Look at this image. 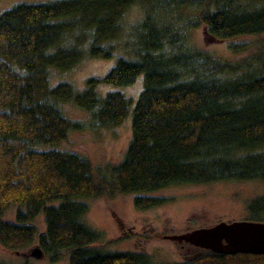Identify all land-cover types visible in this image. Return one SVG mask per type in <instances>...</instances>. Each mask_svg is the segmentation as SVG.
Returning a JSON list of instances; mask_svg holds the SVG:
<instances>
[{
    "label": "trees",
    "instance_id": "16d2710c",
    "mask_svg": "<svg viewBox=\"0 0 264 264\" xmlns=\"http://www.w3.org/2000/svg\"><path fill=\"white\" fill-rule=\"evenodd\" d=\"M133 10L136 18L126 25ZM200 28L208 42L264 36V0H56L0 14L3 249L21 250L36 237L49 263L66 257L68 264H264V254L202 250L165 263L142 252H110L95 245L101 234L84 222L89 199L133 194V208L144 211L168 202L152 194L172 186L264 183V41L228 62L189 41ZM116 51L114 65L79 92L67 83L49 87L50 69L69 71ZM138 75L142 89L132 108L120 92L97 91L131 85ZM62 104L86 120L69 119ZM128 115L130 139L116 164L95 168L54 148L68 133L115 128ZM10 207L13 221H2ZM245 210V221L264 223V194ZM39 214L40 234L32 224Z\"/></svg>",
    "mask_w": 264,
    "mask_h": 264
},
{
    "label": "rangeland",
    "instance_id": "374dc122",
    "mask_svg": "<svg viewBox=\"0 0 264 264\" xmlns=\"http://www.w3.org/2000/svg\"><path fill=\"white\" fill-rule=\"evenodd\" d=\"M56 0H0V14L16 4H42ZM136 10L125 17V24L133 22ZM189 41L196 47L218 56L228 62H235L252 54L264 41L261 37H244L223 42L206 41L202 28L189 32ZM245 44L239 52H231V44ZM120 52L116 51L109 60L83 59L73 69L59 72L50 69L49 87L67 83L79 92L88 78H102L114 65ZM142 89V75L128 86L99 85V95L109 91L120 92L132 101L131 108ZM62 113L72 120L85 121L86 113L69 105H61ZM130 139V115L111 129L84 130L68 133L67 138L54 148L74 152L85 157L93 167H103L118 163ZM264 194V183L218 182L205 185H180L165 188L152 196L168 199L164 205L138 211L133 208V194L117 195L113 198L89 199L84 202L88 213L84 222L101 234L95 245H102L110 252L130 251L151 255L155 262H181L191 260L202 253L179 239L182 235L199 228L213 226L219 222H241L246 219V204ZM14 207H10L1 217L2 221H13ZM32 224L37 233L44 231L42 214L37 215ZM37 248L33 243L18 251H7L0 246V262L18 264H68L66 257L56 263H49L43 257L34 258L31 253Z\"/></svg>",
    "mask_w": 264,
    "mask_h": 264
},
{
    "label": "water",
    "instance_id": "95a60500",
    "mask_svg": "<svg viewBox=\"0 0 264 264\" xmlns=\"http://www.w3.org/2000/svg\"><path fill=\"white\" fill-rule=\"evenodd\" d=\"M179 239L202 250L215 253L264 254V223L219 222L213 226L192 230ZM34 258L42 257L38 248L32 250Z\"/></svg>",
    "mask_w": 264,
    "mask_h": 264
}]
</instances>
